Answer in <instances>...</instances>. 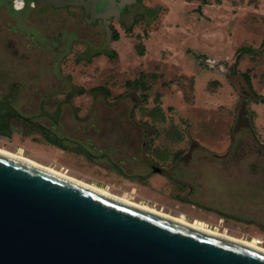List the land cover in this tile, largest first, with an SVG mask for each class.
Listing matches in <instances>:
<instances>
[{
  "label": "rangeland",
  "instance_id": "1",
  "mask_svg": "<svg viewBox=\"0 0 264 264\" xmlns=\"http://www.w3.org/2000/svg\"><path fill=\"white\" fill-rule=\"evenodd\" d=\"M121 22L0 0V105L44 106L57 139L12 119L0 149L264 248V0H140Z\"/></svg>",
  "mask_w": 264,
  "mask_h": 264
},
{
  "label": "water",
  "instance_id": "2",
  "mask_svg": "<svg viewBox=\"0 0 264 264\" xmlns=\"http://www.w3.org/2000/svg\"><path fill=\"white\" fill-rule=\"evenodd\" d=\"M245 103L234 129L249 126ZM0 264H264V252L0 151Z\"/></svg>",
  "mask_w": 264,
  "mask_h": 264
},
{
  "label": "flooded vegetation",
  "instance_id": "3",
  "mask_svg": "<svg viewBox=\"0 0 264 264\" xmlns=\"http://www.w3.org/2000/svg\"><path fill=\"white\" fill-rule=\"evenodd\" d=\"M24 4H27V0H23ZM37 0H32L30 2H35ZM61 1H69L70 3L64 6L55 7L51 3H49L54 8L60 7H68V6H79L82 9L84 19L89 23H95L96 21L103 22L104 18L106 17H114L118 18L121 23V17L130 11V8L140 3L137 0H61ZM95 4V5H94ZM102 8L101 11L96 10L94 7ZM109 29V25H107ZM69 95H65L62 98V103L69 104L70 100L68 99ZM16 110L13 107H9L8 105H0V133L1 134H8L7 125L10 120L15 119L18 120L14 116V112ZM22 114V113H21ZM26 116V115H25ZM31 118V125L35 130H44L52 135L54 132V119L52 118V114L48 112L44 106L38 108L37 112L28 115ZM41 119H45L48 123L41 121ZM20 121V120H18ZM150 132L144 133L142 138V150H145L146 146V139L149 138ZM53 136V135H52ZM57 137H59L56 134ZM181 158V157H180ZM179 158V160H180ZM150 168L153 172H157L160 174H164V171L161 167L157 166L156 164L148 163ZM181 176V175H180ZM176 183L181 184L182 179H176Z\"/></svg>",
  "mask_w": 264,
  "mask_h": 264
},
{
  "label": "bare ground",
  "instance_id": "4",
  "mask_svg": "<svg viewBox=\"0 0 264 264\" xmlns=\"http://www.w3.org/2000/svg\"><path fill=\"white\" fill-rule=\"evenodd\" d=\"M0 151H1V152H4V153H6V154L12 155V156H14V157H17V158H19V159H22V160H24V161H26V162H29V163H31V164H34V165H36V166H38V167H40V168H42V169H45V170H47V171L52 172V173H54V174H56V175H58V176H61V177H63V178H66V179H69V180H71V181L76 182L75 179L71 178L70 176H68V175H66V174H64V173H61V172H59V171H57V170H55V169H52V168H50V167L39 165V164H37L36 162H34L33 160H31V159H29V158L23 157V156H21V155H19V154H16V153H13V152H9V151L3 150V149H0ZM77 183H79V184H81V185H83V186H86V187H88V188H91V189H93V190H95V191H97V192H100V193H102V194H104V195H107V196H109V197H112V198L118 199V196H115V195L109 193L108 191H105L103 188L98 187V186L91 185V184H87V183H85V182H83V181H81V183H80V182H77ZM114 196H115V197H114ZM116 197H117V198H116ZM118 200H120V201H122V202H126V203H129V204H132V205H135V206H138V207L143 208V209H146V210H148V211H150V212H152V213L160 214V215L166 216L167 218H170V219H173V220L180 221V222H182V223H184V224H186V225H188V226H190V227H193V228H196V229H199V230H202V231H205V232H208V233L214 234V235H218V236H222V237H226V238H229V239L235 240V241H237V242H240V243L246 244V245H248V246H251V247H253V248H256V249L261 250V251L264 252V248L261 247V246H259V245L257 244V239H256V238H252V239H249V240L235 239V238H232V237L228 236V235L225 234V233H220V232H218V231H214V230H211V229H209V228H206L205 225H204V223H203L202 221L198 220V219H193L192 221H186L183 217H176V216H170V215H167V214H165V213H163V212H161V211H158L157 209H155V208H153V207L147 206L146 204H137V203H133V202H131V201H129V200H126V199H123V200H122V199H118Z\"/></svg>",
  "mask_w": 264,
  "mask_h": 264
},
{
  "label": "trees",
  "instance_id": "5",
  "mask_svg": "<svg viewBox=\"0 0 264 264\" xmlns=\"http://www.w3.org/2000/svg\"><path fill=\"white\" fill-rule=\"evenodd\" d=\"M32 1V0H27V4ZM137 1H140V0H137ZM12 8V7H11ZM121 24H123V22H121ZM124 25V24H123ZM125 30L126 31H130V28L129 27H125ZM111 38L112 39H117L118 36L117 34H113L111 35ZM246 49L247 51L250 50L249 48H244ZM243 51V49H241ZM137 52L138 54L140 55H143L144 54V47L141 46L139 48H137ZM110 58H113L116 56V52L114 50H111V52L109 53L108 55ZM197 58H200V55L196 54L195 55ZM243 76H244V79H245V83L247 85V87L249 89H251V84H250V80H249V76L248 74L246 73H243ZM92 92H95V91H99V92H103L104 95H108V91L106 90V88H104L103 86H98V87H95V88H92L91 89ZM84 92V89L83 88H78V93H83ZM144 97V96H143ZM262 102H264V98L262 99ZM14 116L20 120L24 125L25 127L27 128H31L32 125H31V118L29 116H25L17 111L14 112ZM26 130V129H25ZM44 131V130H43ZM44 136L46 137V139L48 141H51V142H54V143H57V139L56 137L52 136L51 134H49L48 132L44 131ZM122 173V172H121ZM134 177V176H133Z\"/></svg>",
  "mask_w": 264,
  "mask_h": 264
},
{
  "label": "built area",
  "instance_id": "6",
  "mask_svg": "<svg viewBox=\"0 0 264 264\" xmlns=\"http://www.w3.org/2000/svg\"><path fill=\"white\" fill-rule=\"evenodd\" d=\"M261 243V241L259 239H257V244L259 245Z\"/></svg>",
  "mask_w": 264,
  "mask_h": 264
},
{
  "label": "clouds",
  "instance_id": "7",
  "mask_svg": "<svg viewBox=\"0 0 264 264\" xmlns=\"http://www.w3.org/2000/svg\"><path fill=\"white\" fill-rule=\"evenodd\" d=\"M16 5H15V3H14V7H15Z\"/></svg>",
  "mask_w": 264,
  "mask_h": 264
}]
</instances>
